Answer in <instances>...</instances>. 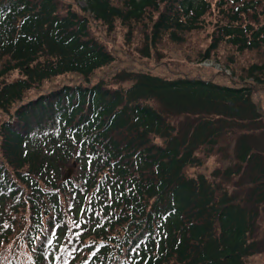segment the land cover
Segmentation results:
<instances>
[{
  "label": "trees",
  "instance_id": "1",
  "mask_svg": "<svg viewBox=\"0 0 264 264\" xmlns=\"http://www.w3.org/2000/svg\"><path fill=\"white\" fill-rule=\"evenodd\" d=\"M263 102L264 0H0V264H246Z\"/></svg>",
  "mask_w": 264,
  "mask_h": 264
},
{
  "label": "rangeland",
  "instance_id": "2",
  "mask_svg": "<svg viewBox=\"0 0 264 264\" xmlns=\"http://www.w3.org/2000/svg\"><path fill=\"white\" fill-rule=\"evenodd\" d=\"M79 5L80 6H85V4L82 1L79 2ZM117 35H120V34H117ZM122 43H123L122 38L120 36H117L116 44L117 45H121ZM167 59H169V56L167 57ZM13 76L15 77V75L13 74V75L10 76V79L13 78ZM263 108H262V112L264 114V109ZM263 118H264V116H263ZM262 125H264V119H263V124ZM257 142H258V145H256V146H258V148L260 150L264 151V132L263 133H259V134L256 135V143ZM221 164L226 165V164H229V162H228V160H225L224 158H222V159L218 158L217 159V157H211L207 161V163H205V165H204L205 172H207V174H209L215 168H217L218 166H221ZM72 174H73V171L71 170V174H70L69 178L72 176ZM256 231L257 232H256V235H255V240H256L257 243L261 244L260 245L261 247H259V249H258V251H257V253L255 255L249 257L246 260V264H264V213H261V215H260V217L258 219V222H257V225H256Z\"/></svg>",
  "mask_w": 264,
  "mask_h": 264
},
{
  "label": "snow or ice",
  "instance_id": "3",
  "mask_svg": "<svg viewBox=\"0 0 264 264\" xmlns=\"http://www.w3.org/2000/svg\"><path fill=\"white\" fill-rule=\"evenodd\" d=\"M91 210H92V209H88V211H91ZM81 211H83V210H81ZM74 223H75V222H74ZM98 226H99V225H98ZM76 227H79V224H76ZM81 234H82V233H80V232H77V233L74 234L77 240H79ZM53 235H55V231L53 232ZM71 242H72V241L69 240V243H71ZM73 251H77V249L73 248ZM93 255H95V253H93Z\"/></svg>",
  "mask_w": 264,
  "mask_h": 264
},
{
  "label": "water",
  "instance_id": "4",
  "mask_svg": "<svg viewBox=\"0 0 264 264\" xmlns=\"http://www.w3.org/2000/svg\"><path fill=\"white\" fill-rule=\"evenodd\" d=\"M69 175H70V172L66 173L64 179H67Z\"/></svg>",
  "mask_w": 264,
  "mask_h": 264
}]
</instances>
